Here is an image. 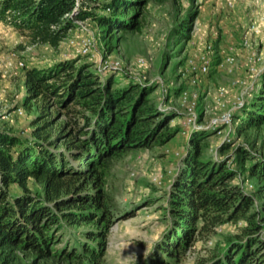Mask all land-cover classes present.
<instances>
[{"label":"trees","instance_id":"1","mask_svg":"<svg viewBox=\"0 0 264 264\" xmlns=\"http://www.w3.org/2000/svg\"><path fill=\"white\" fill-rule=\"evenodd\" d=\"M147 3L109 0L110 13H96L87 2L72 15L76 0H0V22L32 44L57 47L85 19L98 22L104 39L140 32ZM192 26L193 19L183 21L177 37L188 38ZM101 71L76 58L24 68V105L39 101L41 115L28 135L0 129V264H106L108 238L120 219L105 187L108 171L128 151L164 145L179 132L170 125L177 112L162 111L150 98L153 85ZM54 107L66 116L56 136L48 132ZM234 118L240 133L264 127V71ZM190 134L162 206L169 226L145 264H183L198 243H212L230 224L238 232L197 264H264V156L244 143L229 155L228 142L213 153L214 132ZM31 180L41 192L29 189ZM13 186L21 193H12Z\"/></svg>","mask_w":264,"mask_h":264},{"label":"rangeland","instance_id":"2","mask_svg":"<svg viewBox=\"0 0 264 264\" xmlns=\"http://www.w3.org/2000/svg\"><path fill=\"white\" fill-rule=\"evenodd\" d=\"M142 11L140 32H115L107 39L102 36V27L98 22L83 20L84 32L72 28L66 38L73 34L91 35L96 40L95 57H77L78 64H92L93 71L101 69V59L121 62V70H109L119 74H130L142 83L153 85L150 95L153 103L162 111L175 110V117L170 125L178 126L175 137L161 146L128 151L119 157L106 176V190L113 196L116 204V221L108 238L105 255L106 264H145L152 255L154 247L161 240L169 226V220L162 206L166 205V190L178 172L182 158L186 154L191 134H183V110L180 108V92L184 89H198L197 112L201 125L206 126L216 113L214 96L218 88L230 85L234 77L245 78L246 59L250 56L247 49L241 47V39L248 26L264 17V0H237L233 9L224 8L220 0H147ZM109 0H90V8L96 13H106L104 8ZM97 9V10H95ZM130 13L129 15H133ZM193 19L192 30L186 39H179L176 28L183 22ZM83 27L80 25H76ZM78 27V28H79ZM65 40L57 47L32 44L28 36L11 25L0 22V129L18 135H28L35 128L33 122L41 115V104L33 101L25 106L26 87L24 68L48 67L63 61L67 47ZM252 52L261 55L263 51L257 38L251 37ZM209 45L217 52L229 46L235 47L237 64L232 72L218 69L222 55L218 53L209 76L203 77L198 86L190 85L193 71L188 66L190 60H196ZM66 53V54H65ZM262 56V55H261ZM259 67L264 68V56ZM75 59V58H74ZM144 63L139 66L138 61ZM23 63V66H20ZM238 67V68H237ZM243 67V68H242ZM120 79V78H119ZM254 79V84H255ZM253 84V85H254ZM181 89V91H178ZM240 91V90H239ZM237 88L230 87L229 103L233 101ZM238 94V93H237ZM232 102L229 104L231 108ZM22 110V114L17 112ZM57 108L50 110L53 123L48 132L56 136L66 121L65 113L56 115ZM43 122H40L41 126ZM224 135L231 137L228 143L229 155L239 143L249 145L254 155L264 156V127L240 133L237 125L224 130ZM223 136L209 137L210 148L214 150L223 143ZM217 155V154H216ZM233 166L232 161L229 162ZM234 167V166H233ZM163 173L161 186L152 182L156 173ZM28 187L33 192L42 188L34 181ZM12 193H21L17 186L11 187ZM86 229L82 227L76 232ZM224 232L212 239V243L200 242L189 253L183 264H197L209 255L213 247H224L230 236L238 232L234 224L223 228ZM232 237V236H231ZM24 264H30L25 260Z\"/></svg>","mask_w":264,"mask_h":264},{"label":"built area","instance_id":"3","mask_svg":"<svg viewBox=\"0 0 264 264\" xmlns=\"http://www.w3.org/2000/svg\"><path fill=\"white\" fill-rule=\"evenodd\" d=\"M89 1L90 0H76L72 15L78 10L83 9L85 7V3ZM220 1V5L227 9H233L237 3V0ZM105 11L106 13H110L109 8H107ZM68 16L69 15L66 17ZM86 20L89 19H85V21ZM82 21H76V24L73 28L76 27L78 31L84 32L86 27H84V23H82ZM77 24L83 27L76 26ZM252 36L257 38L260 45H262L263 51L260 53L262 56L257 54L255 51L252 52ZM65 39L67 54L65 53L66 56L64 60L74 59L77 57H95L96 40L93 36L82 33L77 35L73 34L72 37L64 38L63 40ZM63 40L60 42V44H62ZM240 44L243 49H247L249 52L251 51L250 56L248 59H246L245 68L247 69L249 77L253 79V82L251 83L250 81L249 83V79L244 80L239 77H234L233 81H230V85L218 88L214 96V99H216V113L210 120V123H208L206 126L201 125L200 115L197 112V101L200 98L199 90L197 88H188L182 90L180 92L179 105L183 110V134H190L193 130L197 129H207L214 132L217 136H223V142L229 143L231 141V137L224 135V130L233 127L235 121V112L244 107L245 98L246 96L250 95L254 87V79L259 77V75L264 71V68L259 67L258 65L261 63L263 59L262 57L264 56V17L248 26V29L243 35ZM236 50L237 49L235 47L229 46L225 50L217 52L212 45H209L201 54L197 56L196 60L189 61L188 66L193 71L190 85H193L194 87L198 86L202 78L210 74L212 68L215 65L213 64V60L218 53L222 55V60L217 64V68L227 70V72H232L237 64V59L235 58ZM138 63L139 66H142L144 62L139 60ZM20 66H23V63H20ZM101 67L103 70H121L123 68L121 62L109 61L108 58L101 59ZM230 87L242 89L241 93L236 94L232 99L233 101H230V103L232 102L231 108L229 107ZM17 112L22 114L21 109H18ZM163 179V173H156L152 178V182L157 186H161L163 184Z\"/></svg>","mask_w":264,"mask_h":264},{"label":"crops","instance_id":"4","mask_svg":"<svg viewBox=\"0 0 264 264\" xmlns=\"http://www.w3.org/2000/svg\"><path fill=\"white\" fill-rule=\"evenodd\" d=\"M238 68V67H237ZM243 68V67H242ZM245 70H246V68H244ZM245 73H247V75L245 76V78L248 76V72H246V71H244ZM237 77V76H236ZM238 77H243V76H238ZM252 83V82H251ZM240 90V91H239ZM241 90L242 89H239V88H237V92H235V94H239V93H241Z\"/></svg>","mask_w":264,"mask_h":264}]
</instances>
